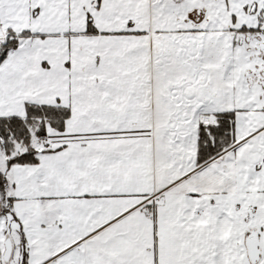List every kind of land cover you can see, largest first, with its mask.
<instances>
[{"label":"snow or ice","instance_id":"snow-or-ice-1","mask_svg":"<svg viewBox=\"0 0 264 264\" xmlns=\"http://www.w3.org/2000/svg\"><path fill=\"white\" fill-rule=\"evenodd\" d=\"M0 264H264V0H0Z\"/></svg>","mask_w":264,"mask_h":264}]
</instances>
